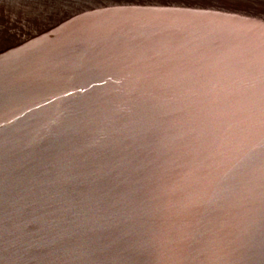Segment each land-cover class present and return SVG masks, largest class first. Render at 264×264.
<instances>
[{
    "label": "water",
    "instance_id": "water-1",
    "mask_svg": "<svg viewBox=\"0 0 264 264\" xmlns=\"http://www.w3.org/2000/svg\"><path fill=\"white\" fill-rule=\"evenodd\" d=\"M0 264H264V0H0Z\"/></svg>",
    "mask_w": 264,
    "mask_h": 264
}]
</instances>
